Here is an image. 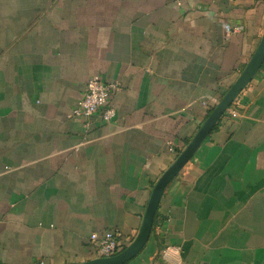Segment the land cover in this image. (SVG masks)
Segmentation results:
<instances>
[{
  "label": "crops",
  "instance_id": "1",
  "mask_svg": "<svg viewBox=\"0 0 264 264\" xmlns=\"http://www.w3.org/2000/svg\"><path fill=\"white\" fill-rule=\"evenodd\" d=\"M264 34V0H0V264H74L151 191ZM91 78L117 116L73 114ZM125 264H264V64Z\"/></svg>",
  "mask_w": 264,
  "mask_h": 264
},
{
  "label": "water",
  "instance_id": "2",
  "mask_svg": "<svg viewBox=\"0 0 264 264\" xmlns=\"http://www.w3.org/2000/svg\"><path fill=\"white\" fill-rule=\"evenodd\" d=\"M264 64V34L262 39L236 81L225 92L221 100L211 110L193 138L179 153L173 163L163 172L155 183L143 216L142 225L134 240L121 252L113 256L95 257L87 261L74 264H125L137 256L149 241L153 230L158 208L167 185L182 171L193 158L202 143L215 129L223 115L252 81Z\"/></svg>",
  "mask_w": 264,
  "mask_h": 264
},
{
  "label": "built area",
  "instance_id": "3",
  "mask_svg": "<svg viewBox=\"0 0 264 264\" xmlns=\"http://www.w3.org/2000/svg\"><path fill=\"white\" fill-rule=\"evenodd\" d=\"M118 89V82L107 83L98 78H91L87 83L86 93L73 114L86 119L88 123L95 115H99L105 123L111 122L117 116V108L113 105L112 98ZM170 151L175 155V159L180 153L173 146ZM121 234L118 229H111L101 236L93 237L89 243L96 257L116 255L133 241L125 243Z\"/></svg>",
  "mask_w": 264,
  "mask_h": 264
},
{
  "label": "trees",
  "instance_id": "4",
  "mask_svg": "<svg viewBox=\"0 0 264 264\" xmlns=\"http://www.w3.org/2000/svg\"><path fill=\"white\" fill-rule=\"evenodd\" d=\"M127 246L124 247V249L126 248Z\"/></svg>",
  "mask_w": 264,
  "mask_h": 264
}]
</instances>
